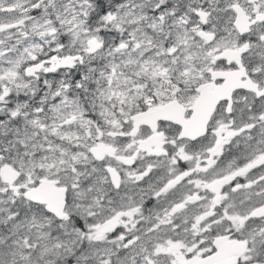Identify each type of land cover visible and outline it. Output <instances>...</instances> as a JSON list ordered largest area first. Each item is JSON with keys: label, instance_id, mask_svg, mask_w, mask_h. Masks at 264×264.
Segmentation results:
<instances>
[{"label": "snow or ice", "instance_id": "snow-or-ice-1", "mask_svg": "<svg viewBox=\"0 0 264 264\" xmlns=\"http://www.w3.org/2000/svg\"><path fill=\"white\" fill-rule=\"evenodd\" d=\"M0 264H264V0H0Z\"/></svg>", "mask_w": 264, "mask_h": 264}]
</instances>
